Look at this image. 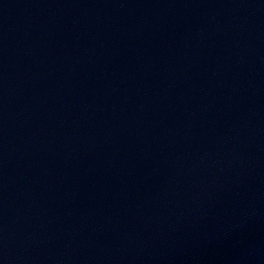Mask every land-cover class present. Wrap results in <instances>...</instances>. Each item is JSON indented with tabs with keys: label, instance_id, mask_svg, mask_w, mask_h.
Instances as JSON below:
<instances>
[{
	"label": "water",
	"instance_id": "water-1",
	"mask_svg": "<svg viewBox=\"0 0 264 264\" xmlns=\"http://www.w3.org/2000/svg\"><path fill=\"white\" fill-rule=\"evenodd\" d=\"M0 264H264V0H0Z\"/></svg>",
	"mask_w": 264,
	"mask_h": 264
}]
</instances>
